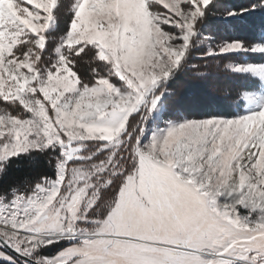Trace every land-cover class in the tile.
<instances>
[{"label": "snow or ice", "instance_id": "6c2138e0", "mask_svg": "<svg viewBox=\"0 0 264 264\" xmlns=\"http://www.w3.org/2000/svg\"><path fill=\"white\" fill-rule=\"evenodd\" d=\"M262 37L264 0H0V264H264Z\"/></svg>", "mask_w": 264, "mask_h": 264}, {"label": "trees", "instance_id": "16d2710c", "mask_svg": "<svg viewBox=\"0 0 264 264\" xmlns=\"http://www.w3.org/2000/svg\"><path fill=\"white\" fill-rule=\"evenodd\" d=\"M227 3L232 4L234 7H242L245 5V3L247 2V0H226ZM261 42H264V37L260 38ZM238 59L241 62H247L249 61L251 58L247 55H242L239 56ZM200 88H203V86H199Z\"/></svg>", "mask_w": 264, "mask_h": 264}]
</instances>
